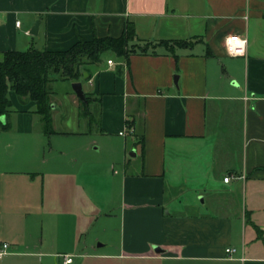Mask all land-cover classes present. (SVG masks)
<instances>
[{
	"label": "crops",
	"instance_id": "0c3cea01",
	"mask_svg": "<svg viewBox=\"0 0 264 264\" xmlns=\"http://www.w3.org/2000/svg\"><path fill=\"white\" fill-rule=\"evenodd\" d=\"M0 16V53L64 51L126 22L136 43H190L103 58L80 81L91 123L70 83L49 85L50 134L33 102L7 94L0 264H264V0H0ZM234 35L244 58L224 48ZM106 167L117 168L113 240L72 254L87 247L75 232L89 224L90 171Z\"/></svg>",
	"mask_w": 264,
	"mask_h": 264
},
{
	"label": "trees",
	"instance_id": "16d2710c",
	"mask_svg": "<svg viewBox=\"0 0 264 264\" xmlns=\"http://www.w3.org/2000/svg\"><path fill=\"white\" fill-rule=\"evenodd\" d=\"M136 41L132 25L126 22L117 37H93L89 41L78 39L64 51L52 52L30 47L24 51L1 52L0 117L9 116L10 102L7 94L11 92L20 100L33 102L34 113L39 117L42 132L50 134V83L62 81L71 84L87 80L95 67L107 56L126 61L131 53H145L155 47H164L172 52L173 47H188L190 44L186 41L155 44ZM89 102V96L84 94V102H80L81 113L91 123L93 116L88 109ZM3 125L5 129L6 126Z\"/></svg>",
	"mask_w": 264,
	"mask_h": 264
},
{
	"label": "rangeland",
	"instance_id": "374dc122",
	"mask_svg": "<svg viewBox=\"0 0 264 264\" xmlns=\"http://www.w3.org/2000/svg\"><path fill=\"white\" fill-rule=\"evenodd\" d=\"M18 20L21 22L22 27L25 25H28L23 18L20 16H17ZM1 21V16H0ZM34 22L31 23L33 25ZM28 41L30 39L34 38L32 36H26ZM20 43V40H19ZM35 47V45H34ZM20 50H25V47L20 48ZM108 57V56H107ZM67 85V82H64ZM97 136H95L94 133V127H91L90 132L88 133L87 138H85L87 142H94ZM90 145V144H89ZM79 144L75 143L74 147H78ZM94 145H90V148H93ZM117 171V168H113V170H110L108 167L105 168L103 171H90V182H89V200H90V215H89V224L88 226L83 229V231L78 232L76 231V240L79 241L80 246H87L85 249H73L72 254H83L86 255L89 250L88 246H96V244H101L104 242H112L114 237V222L113 217L116 215V201H117V193H114L112 191L111 182L113 179L116 178L114 173L112 171ZM93 180V181H92ZM93 182L96 183V185H93ZM200 200H198V203ZM75 210V208H74ZM77 212V211H76ZM79 212V211H78ZM110 215V224L109 226L105 228L104 232H101L100 230V223L102 222V218L104 215ZM10 225L12 223H9ZM36 232V231H35ZM34 232V233H35ZM109 232L111 235L109 239L106 240L105 233ZM31 232V236H33ZM36 235V234H35ZM97 240V241H96ZM111 244L108 246L106 250H103L104 252L110 251L111 252ZM91 263V260L82 258V259H75V264L77 263Z\"/></svg>",
	"mask_w": 264,
	"mask_h": 264
},
{
	"label": "built area",
	"instance_id": "2783aa9c",
	"mask_svg": "<svg viewBox=\"0 0 264 264\" xmlns=\"http://www.w3.org/2000/svg\"><path fill=\"white\" fill-rule=\"evenodd\" d=\"M15 27L19 26V22H14ZM223 45L226 52L232 57H241L244 58L246 55V39L244 36H227L223 40ZM107 65H111L110 61H107ZM118 135L123 136L124 133L120 131ZM231 176H226L222 178V182L226 183ZM7 247L6 243L0 244V258L7 254ZM224 253L227 257H229L232 253H234V249L228 248L225 249ZM72 261V256L69 255H62L61 256V263L60 264H70Z\"/></svg>",
	"mask_w": 264,
	"mask_h": 264
},
{
	"label": "water",
	"instance_id": "95a60500",
	"mask_svg": "<svg viewBox=\"0 0 264 264\" xmlns=\"http://www.w3.org/2000/svg\"><path fill=\"white\" fill-rule=\"evenodd\" d=\"M37 27H38V21H34L32 27L30 28L28 34L31 36H35L37 33ZM86 78V75H83V79ZM70 88L71 91L73 92V94L75 95V97L78 99L79 102H84V93L82 91L81 88V83L80 82H74L70 84ZM0 118H4V117H0ZM154 250H158L156 248H153Z\"/></svg>",
	"mask_w": 264,
	"mask_h": 264
}]
</instances>
